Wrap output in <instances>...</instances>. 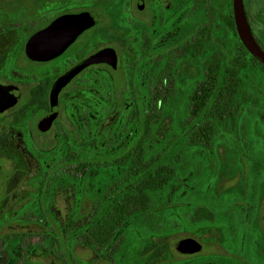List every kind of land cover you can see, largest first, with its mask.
Segmentation results:
<instances>
[{
	"label": "trees",
	"instance_id": "trees-1",
	"mask_svg": "<svg viewBox=\"0 0 264 264\" xmlns=\"http://www.w3.org/2000/svg\"><path fill=\"white\" fill-rule=\"evenodd\" d=\"M206 2L225 14V18L207 33L202 27ZM118 4L122 19L127 21L128 6ZM246 16L259 43L247 11ZM263 16L264 11L259 8L255 20L261 21ZM43 23L42 20L35 22L37 26ZM170 23L168 29L173 34L167 42L169 45L177 43L180 34L183 37L191 35L196 27L198 41L185 43L180 55H169L167 67L165 57L154 59L148 67L141 63L133 73L124 75L117 87L105 83L101 98L96 93H87L91 110L89 108L84 114L82 128L85 135L80 143L71 144L69 131L60 133L58 144L56 141H29L30 153L36 156L39 168L33 177L28 200L14 212L12 220L36 225L39 230L0 234V264H8L9 259L16 260L17 252L39 258L58 251H62L63 260L53 264H85L72 252L75 243L109 263L120 264L127 229L140 221L148 223L142 227L148 236L169 235L183 228L192 230V226L204 231L215 229L220 233L219 245L224 252L197 253L182 259L167 256L152 264H264L260 254L264 248V233L256 231L255 222L252 232L243 234L244 219L233 234L223 222L215 224L219 213L214 206L217 199L207 183L203 187L204 195H200L195 203L174 206V212L168 216L162 211L150 210L151 194L165 189L176 172L173 165L165 163V139L159 138L161 132L166 135L162 128L164 119L170 120L171 132L186 136L188 145L208 148L212 142V122L234 115L239 82H250L253 75L256 77L264 70L237 37L231 0H199L197 17L190 14L179 20L175 16ZM177 28L181 29L178 33ZM156 50L153 46L152 55L157 54ZM198 60L209 63L203 76L199 69L198 72L189 71ZM145 69H149L148 75ZM183 99L188 104L189 120H183L179 114ZM112 111H116L118 129L115 137L106 142L104 137L97 135V119L102 114L104 120ZM121 169H126L125 175L108 197L99 196V200L92 202L89 211L83 214L82 192L90 186L91 174L100 177L106 172L118 174ZM62 187L73 189L79 198L65 222H59L51 209L55 190ZM232 200L222 201V206L225 202L226 208ZM187 211L189 217L184 220L181 214Z\"/></svg>",
	"mask_w": 264,
	"mask_h": 264
},
{
	"label": "rangeland",
	"instance_id": "rangeland-1",
	"mask_svg": "<svg viewBox=\"0 0 264 264\" xmlns=\"http://www.w3.org/2000/svg\"><path fill=\"white\" fill-rule=\"evenodd\" d=\"M144 1L146 3L148 0ZM159 1L167 3L166 0ZM118 2L128 6L130 10L128 22L131 20V15L148 22L151 20L156 22L159 18L154 14V0H149L147 7L145 6V9L140 12L135 8L136 0H0V81H14L22 92L21 105L17 109L3 113L0 119V234L39 230L36 225L17 223L12 220L14 212L28 200L33 177L39 168L36 156L30 153L31 147L28 143L30 139L26 138L25 133L33 126L36 119L35 113L45 108L47 89L53 77L49 73L33 78L9 70L11 54L18 51L21 36L31 27V14L37 11L44 14L50 12L54 15L63 12H89L96 24L94 31L87 34L86 37L90 39L85 46L86 49L79 53L78 58L103 47L115 48L119 55L117 73L122 77V63L124 60H131L132 53L129 28L125 25L127 21L121 17ZM206 5L207 12L202 26L205 33L225 18L221 10L214 9L208 2ZM244 6L251 18L257 38L264 46V16L261 21L255 20L257 10L262 8L264 11V0H244ZM195 36L194 38L197 39L199 33ZM191 41L192 38L189 42ZM154 57L156 58L153 55L152 60L155 59ZM18 62L26 71L41 70L28 63L22 56H19ZM208 64L207 60L195 61L189 71L201 70L203 76L207 72ZM253 77L250 82H239V95L236 99L234 115L231 118L212 122V142L208 148L188 145L186 136L171 132L170 120L167 117L164 119L162 128L166 131V135L161 132L159 138L165 139L164 144L167 149L165 163L173 165L176 172L165 189L151 194V212L162 211L168 216V213L174 212V206L195 203L200 195H204L203 187L207 183L219 203L214 205L215 210L219 212L214 223L223 222L231 228L233 234L240 221V213L234 214L232 206L228 205L225 208L226 204L224 202L222 206V201L232 197L233 189L244 187L247 203H243L247 207L243 205L244 209L248 208L249 217H245L242 233L250 234L252 224L255 222L256 231L261 232L259 215L261 206L262 213L264 212V196L260 199L257 197L255 200H251V196L255 193V187L264 167V119L261 118V115L264 117V70H260V74ZM188 110V104L183 99L179 108V114L183 116V120H189ZM78 118L74 107L68 111L63 109L57 125H54L47 135L39 136L36 140L38 142L56 141L55 143L58 144L57 133L69 131L68 137L71 144L80 143L85 134L78 123ZM117 129V114L116 111H112L98 126L97 135L104 137L106 142L111 141ZM19 134L21 137L18 136ZM125 170L121 169L118 174L106 172L100 177L92 173L90 186L84 188L82 192L84 198L80 203L81 212L85 214L89 211L91 203L99 200V196L108 197L115 184L124 177ZM78 199L76 192L71 188L62 187L58 191L55 190L51 209L59 222H65L70 218ZM231 202L237 206L240 205L236 203V200ZM181 217L187 220L189 211L181 214ZM145 226H148V223L140 221L132 223L127 229L120 264H152L167 256L178 259L191 256L181 255L175 252L173 247L177 240L185 237L195 238L202 244L199 254L224 252L219 245L220 233L215 229L204 231L192 226V230L183 228L169 235L148 236L146 229L142 228ZM72 252L85 264H119L105 261L100 255L79 243L72 246ZM17 253L16 260L9 259L8 264H53L62 261L64 256L62 251L52 252L48 256L39 258ZM260 254L264 258V248L260 250Z\"/></svg>",
	"mask_w": 264,
	"mask_h": 264
},
{
	"label": "flooded vegetation",
	"instance_id": "flooded-vegetation-1",
	"mask_svg": "<svg viewBox=\"0 0 264 264\" xmlns=\"http://www.w3.org/2000/svg\"><path fill=\"white\" fill-rule=\"evenodd\" d=\"M166 2L167 3L164 4L163 2H160L159 0H154V4H155L154 14H155V17L157 16L159 17L158 19H156L157 20L156 22H153L152 20L149 22L144 21L141 19H137L135 15L134 16L131 15V20L129 22L128 21L125 22L126 24L124 23L129 28V34L131 38V53H132L131 57L132 59L124 60V62L122 63L123 65L122 77L119 75V73H117L119 55H118L117 49L115 48L103 47V48L91 51L89 53H85L82 57L78 58L79 53H81L82 51L86 49L85 46L88 44L87 42L90 39V37H86V36L87 34L94 31L96 21H95L94 26L83 31L79 36H77V38L73 41V43H71L59 56L53 59L47 60V61H32L28 59L24 53V45H25L26 40L29 38V36H31L34 32L47 26L52 20H54L56 17L60 15L78 13V12H63V13H58L56 15L50 12L47 14H44L43 12H40V11H37L36 13H32L30 17L32 20H30L31 27L29 28V31L23 36H21L19 46L17 49L18 51L15 53L13 52L10 56L11 59L9 63V70L10 71L12 70L13 72H16V73L19 72L21 74L29 75V76H32L33 78H38V77H41L49 73L52 74L53 77L47 89L46 106L45 108L35 113L34 117L36 119L33 122V126L31 125L32 127L25 133L26 138L35 141L37 137L47 135L51 131V129H53L54 125H57L61 117V114L63 112V109L65 111H68L72 109V107L76 109V113L79 117L78 123L79 125L82 126V123L84 120V114H87L90 108L87 102L86 94L96 93L97 97L101 98L100 93L103 92V90L105 89V83H107L106 85L111 84L113 85V87L115 86L117 87L122 82L124 75L133 73V70L136 69L137 66L138 67L141 66V63H143V65H146L148 67L150 65V62L152 61L153 55H152L151 49L153 46L156 47L157 49L155 51V53L157 54L154 56H156L157 59L159 58L161 59L162 57H165V66L167 67V65L170 62L168 61L169 55L170 56L173 54L180 55L183 51V46L185 43H191V42L196 43L198 41V38L195 39L194 36L195 34H198V27H196L195 31H193V33L191 35H188L187 37H183V35L180 34L179 41L177 43H173L172 45H169V43L167 42L169 38L171 37V35L173 34V32L172 30L168 29V25L170 23V20L175 16L179 20H182L184 17H188L190 14L192 15V17H197V11L199 8V0H166ZM148 3H149V0L146 3L144 0H136L135 8L137 11L140 12L143 9H145V6L147 7ZM39 20L44 21V23L41 26H37L35 24V22ZM177 29H178L177 33L179 32V30L181 31L180 28H177ZM190 38H192L191 42H189ZM258 44L260 45L261 42L259 41ZM260 46L264 50V46L262 44ZM71 47L73 48L68 52V50ZM104 48H111L115 51V54L117 57L116 68H112L106 63H93V64H89V65H86L80 68L70 78V80L61 88V90L58 93V96H57L58 113H57L55 120H53L48 130L46 131L39 130L38 128L39 121L43 119L49 112V109H50L49 108L50 106L49 105V92L51 88L53 87V85L55 84V82L59 78L66 76L72 70L82 65L90 56H92L93 54L99 52L100 50ZM19 56H22L28 63H30L34 67L40 68L41 70H35L33 72L26 71L25 69L22 68V66H20V64H18ZM145 72L148 75L149 69L147 70L145 69ZM104 75L106 77H104ZM9 87H13L18 90L19 98L15 102V104L0 111V119L3 113L17 109L21 105L22 92L18 84L14 81L13 82L0 81V92L4 97H6V91L9 90ZM2 88H5V90H2ZM68 95L69 97H66ZM89 115L91 118H93L92 113H89ZM97 121L99 123L98 124L99 126L100 123H102L103 121L102 114L99 115V118L97 119ZM59 135L60 134L57 133V137H59ZM18 136L21 137L20 134ZM232 193L233 195H231L232 196L231 199H233V202L236 200V203L240 204L239 206H237L235 203L231 202L229 205V206H232L231 208H233L234 214L240 213V221L236 225L238 229L239 226H241V222H242L241 220L244 219L245 221V217L247 218L249 217L248 212H247L248 208L244 209V205L247 203V193L244 187L233 189ZM262 196H264V167L260 173V180L258 181V184L255 187V193L253 196H251V200H255V198L257 197L258 199H260ZM238 201H240L241 203ZM256 204L257 203L255 202V205ZM262 210L263 208L261 206L259 219L261 223V227H260L261 232L264 233V221H263L264 212L262 213ZM254 211L256 215L255 208H254Z\"/></svg>",
	"mask_w": 264,
	"mask_h": 264
},
{
	"label": "water",
	"instance_id": "water-1",
	"mask_svg": "<svg viewBox=\"0 0 264 264\" xmlns=\"http://www.w3.org/2000/svg\"><path fill=\"white\" fill-rule=\"evenodd\" d=\"M231 3L234 28L239 41L245 50L264 66V50L252 34L243 0H231ZM94 24V17L87 11L60 15L47 26L29 36L24 45V53L32 61L53 59L73 43L77 36L94 26ZM93 63H106L112 68H116L117 57L115 51L111 48L100 50L90 56L82 65L55 82L49 92L50 109L48 114L39 121V130H48L53 120H55L58 113L57 96L61 88L80 68ZM2 90H5V88H2ZM18 98L19 92L16 88L9 87V90L6 91V97L0 92V111L15 104ZM173 247L175 252L181 255H194L202 250V244L192 237L177 240Z\"/></svg>",
	"mask_w": 264,
	"mask_h": 264
}]
</instances>
